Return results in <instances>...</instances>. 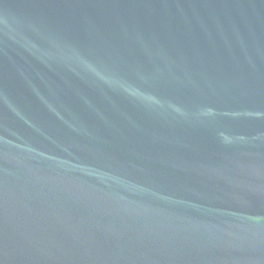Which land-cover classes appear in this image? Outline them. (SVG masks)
<instances>
[{"label":"water","instance_id":"1","mask_svg":"<svg viewBox=\"0 0 264 264\" xmlns=\"http://www.w3.org/2000/svg\"><path fill=\"white\" fill-rule=\"evenodd\" d=\"M0 264H264V0H0Z\"/></svg>","mask_w":264,"mask_h":264}]
</instances>
